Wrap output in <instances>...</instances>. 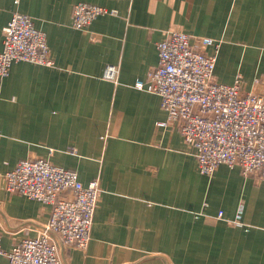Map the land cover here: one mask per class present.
<instances>
[{
  "label": "crops",
  "instance_id": "0c3cea01",
  "mask_svg": "<svg viewBox=\"0 0 264 264\" xmlns=\"http://www.w3.org/2000/svg\"><path fill=\"white\" fill-rule=\"evenodd\" d=\"M78 2L115 12L77 29ZM15 11L45 32L54 64L19 61L0 76L3 248L50 221V205L4 179L21 159L45 158L101 189L88 247L59 242L62 264H264L262 179L226 163L202 174L178 123L158 125L160 96L135 87L157 44L183 31L221 41L216 81L264 89V0H0V50ZM111 64L115 81L103 77Z\"/></svg>",
  "mask_w": 264,
  "mask_h": 264
},
{
  "label": "built area",
  "instance_id": "2783aa9c",
  "mask_svg": "<svg viewBox=\"0 0 264 264\" xmlns=\"http://www.w3.org/2000/svg\"><path fill=\"white\" fill-rule=\"evenodd\" d=\"M114 12L102 5L78 2L72 25L84 29L97 17ZM220 42L169 31L157 44V65L146 79H137L135 87L160 96L167 119L158 125L178 123L202 174L211 176L219 164L226 163L239 166L245 174L255 173L264 182V89L245 90L241 76L230 84L216 81ZM2 43L0 76L9 75L13 63L19 61L54 64L45 32L37 29L27 14L13 13L3 28ZM209 47L212 52L206 50ZM117 75V66L107 65L103 77L115 81ZM4 179L9 192L52 207L46 229L37 236L26 237L6 250L0 233V255L11 264H62L59 241L80 249L88 247L101 191L98 180L84 184L75 170L45 158L21 159Z\"/></svg>",
  "mask_w": 264,
  "mask_h": 264
},
{
  "label": "water",
  "instance_id": "95a60500",
  "mask_svg": "<svg viewBox=\"0 0 264 264\" xmlns=\"http://www.w3.org/2000/svg\"><path fill=\"white\" fill-rule=\"evenodd\" d=\"M43 229H46V225L43 227ZM52 233L58 238L56 233H54V232H52ZM59 242L63 245V243L61 241H59Z\"/></svg>",
  "mask_w": 264,
  "mask_h": 264
}]
</instances>
